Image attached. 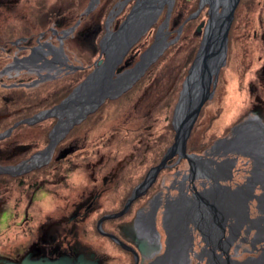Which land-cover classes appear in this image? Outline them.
I'll list each match as a JSON object with an SVG mask.
<instances>
[{"label":"flooded vegetation","instance_id":"1","mask_svg":"<svg viewBox=\"0 0 264 264\" xmlns=\"http://www.w3.org/2000/svg\"><path fill=\"white\" fill-rule=\"evenodd\" d=\"M20 6V0H0V24L7 27L0 40L15 32L10 16ZM169 28L165 36L172 23ZM19 39L21 50L0 46V57L15 64L0 70L2 88L59 66L58 53L41 38ZM36 47L30 64L16 63ZM48 54L53 62L42 58ZM131 87L119 95L124 98L104 99L59 140L44 169L33 173L30 193L14 184L13 204L20 197L28 202L26 225L22 232L14 221L0 227V264H264V97L256 93L246 110L251 116L227 123L212 140L206 130L196 131L204 103L181 152L173 123L178 97L146 98L147 85ZM40 192L55 205L30 224L28 209ZM193 235L204 239L194 249ZM193 250L197 259L189 261Z\"/></svg>","mask_w":264,"mask_h":264},{"label":"rangeland","instance_id":"2","mask_svg":"<svg viewBox=\"0 0 264 264\" xmlns=\"http://www.w3.org/2000/svg\"><path fill=\"white\" fill-rule=\"evenodd\" d=\"M91 1L92 0H84L83 2H85V5L83 6L81 5L83 2L80 3V0H20V3L23 4V6H20L21 8L15 12L16 15L15 14L11 15L10 19H14L13 22L17 26L27 25L28 23L37 26V28H39V31H37L36 37L41 38L40 41H43L44 43L45 42L50 43L57 53H62L63 56L66 58L67 60L66 62L68 64L83 67L82 61L75 56L76 55L75 52L77 49L76 45H79L82 51L85 52L87 57L91 59L92 65H94V62L98 63V61L100 60L102 61L103 59V55L100 54V48H99V42L101 38L106 34V32H114L119 27L120 23L125 19V16L129 13L130 10L128 11V9L132 7V5L134 6L136 2L142 0H93L94 2L91 9L88 12H85L86 8L89 6ZM199 1L200 0L198 1L196 0V2H194V5H192L191 3L187 5L183 0H177L178 6H175L173 0H165L162 4V8L159 10V13L156 15V18L154 19L153 23L148 27V29L143 33V35L129 47L121 63L117 67L118 70H116L115 73L120 75L124 71L132 68L135 62L139 60L140 54L143 53V51L153 43L154 40L152 39V37H154V35L158 34L156 38L160 40L163 36H165L166 32L171 31V28H169L171 23H172V28L174 29L173 32L169 36L163 38V40L162 39L160 40L161 42L160 46L163 47L162 48L163 51L160 53V55L157 56V58L153 61V63H151L148 66V68L152 64L156 63L158 58L165 51H167L164 54L166 56L165 58L166 60L165 59L159 60L158 63H156L157 64L156 67L154 66L152 70L149 72L147 81L148 82L153 81L156 78L157 74H160L161 72H165V73L169 72L171 69L174 68L173 64L175 62L179 63L180 57L184 58L185 56H187L189 54L188 51L185 52L182 51V53L175 56L174 54L179 48H183L186 42L193 41L192 39L197 40L198 43L195 52L196 55L200 42L203 37L202 29L200 30L198 25L201 21L202 22L206 21V17H207L206 12L208 10V6L203 5L201 10L199 11V13L201 12L199 19L197 21H194L190 25L188 30L185 31V33L184 32L179 33L178 31L179 25L177 26L178 24L177 22L185 14H187V12L190 11V9L193 6H196V9L193 12H191L189 15H187L184 18V20L187 19L191 14H193L198 8ZM76 5H79V9L78 6ZM110 5L111 8H109ZM158 7L159 6H157V9L154 10L151 16L154 15L156 12H158L157 11ZM71 11L73 12V15L69 13ZM198 14L193 19H196L198 17ZM84 17H86L85 18L86 21H84ZM171 17L174 21L173 20L171 21ZM15 19H17V22L15 21ZM193 19H189L186 22ZM233 22H235L234 27H233L234 24ZM57 24L59 25V27L56 26ZM65 26L68 27L65 28ZM1 32L2 34L3 32H5L3 24H0V33ZM176 35H180V37H183L184 39H181V41L174 48L168 50V47L170 45L176 44V42L180 40V37L175 39ZM99 36H101L100 39L98 38ZM227 36H228L227 56H226L225 64L221 67L219 71L217 83L213 95L209 99L210 101L207 100L208 102L207 101L205 102L204 107L202 108L200 115L197 119V124L195 125L196 131L202 132L206 130L207 131L206 136L211 137V140L221 136L223 132V128L226 126L227 123L228 124L233 122L235 123L240 116L241 118L242 117L247 118L251 116V113L246 110L249 107H251L252 104L256 103L254 102L256 93L264 97V0H244V1L240 0L239 4L236 5L233 11V21L229 27ZM229 36H231L230 39ZM36 37H34V39ZM19 38H23V37H17L15 38V40L12 41L13 43L18 41L16 43V46L12 47L13 50L15 51L21 50L20 47L24 45L23 43L19 42L20 41ZM32 44L30 46H32ZM40 44L43 43L41 42ZM2 47L4 46L1 45V48ZM195 55L193 56V59ZM6 59H7L6 62L2 65V67H0V70L1 69L3 70L7 65H15L12 63L10 58H6ZM45 59L50 61V60H54V57H50V54H48L45 56ZM27 63L30 64V62ZM36 63L40 64L39 61H36ZM191 63L192 62L189 63L188 68L191 65ZM92 65H88L87 67L90 69ZM84 68L85 67H83L82 69ZM76 71L79 70L69 71L62 66L60 67L58 66L56 68L51 69L47 73H44V71L42 72L43 74L41 73V75H47V74L55 75L54 78L52 79L44 78L43 80L39 81L38 83L30 87L14 86L17 84L13 85L12 83H9L7 84L9 85L8 87H3V88L0 87V95L4 96L5 93L4 89H8L12 87L13 88L24 87L25 89H33L42 85L39 88L38 94H39V100L44 101L50 98L52 96L53 91H55L59 87L58 84L47 83V81L61 79L66 75ZM18 72L19 71L15 69L11 70V73H18ZM20 72L22 71L20 70ZM28 77H31V79L29 80V82H25V84H30L33 80L38 78V77L36 78V76L33 75H30ZM139 79L137 81H139ZM14 80H17V78ZM183 80L180 81L179 84L177 83L168 84V90L172 88V85H175L174 86L176 90V92L174 93L175 97H178V92H180L181 89L180 88L179 90H177L178 85H180L181 87ZM5 82L8 83V81ZM136 82L133 85H135ZM143 84L147 85V90L149 88L159 89L163 87L162 83H152V82L147 83L145 81L143 82ZM145 87L146 86H143V89ZM130 88H128L127 90H129ZM72 90L67 94V96L72 92ZM146 95H150V97H153V94L149 92H147ZM38 112L39 111H37L36 113ZM4 113H12L10 114L11 116L14 114L12 111H10L9 107L5 109L4 107H1L0 104V118L9 116ZM50 118H54V117H50ZM43 121H40L38 123H41ZM55 124L56 121L54 122L53 126ZM76 124H74L69 131H74L73 129L76 127L75 126ZM209 124H210V128L209 130H207L208 129L207 126H209ZM242 125L243 123L239 124V126ZM22 135L27 137L31 135V132H25V133L22 132ZM26 137L23 138V141L28 139V137L27 138ZM6 138L7 137L0 140L1 142L0 166H16L23 163L25 160L27 163V160L31 156H33L36 152L45 148L46 145L48 144L47 143L45 146L41 147L36 151H32L30 150L31 147L33 146L32 144L30 145L31 147L29 146L30 149L28 150V148L16 147V145L12 142H8V141L3 142ZM33 142L34 141H31L29 143H33ZM56 146L57 144L54 146V148ZM26 151L27 152L31 151L32 154H30L27 158H24L23 160H21L16 164H10V163L6 164L3 162L5 160L16 159L17 156L19 157L20 154L21 155L24 153L26 154ZM41 164L42 165L40 164L34 165L31 169H28L27 171L21 173L20 175H24L25 173H30V172L34 173L37 172L39 169L41 170V168L43 170L44 167L42 166L45 165L46 163L44 164L41 163ZM17 176H11V177H17ZM44 179L47 180L48 177L43 176L42 180ZM15 189L16 188L13 183L11 185L9 184L8 187L6 186L0 187V204H1L0 227H4L7 224L11 225V222L14 221L15 223L20 225L19 228L20 231L22 232L23 230L22 227L26 225L23 224V219H22L23 210L26 209V204H28V202L25 200L24 197H20L19 199L20 201L18 202V204H13L14 200H16L15 196H17ZM31 189L32 187L23 190L26 191V193H30L32 191ZM48 198L49 196L45 194V192H40L39 194H37V197L35 196L34 201L31 202V205L28 209L29 214L32 215V217L34 218V219H30V224L34 223L35 221H43L44 217L42 215L44 214V212L47 209L51 210L54 208L55 203L49 202ZM15 209L17 210L16 212H18L19 215L17 216L16 214L17 217L13 218L14 214L12 215V212ZM40 212H42L41 217H40ZM19 220L22 222H19ZM19 239L21 242H24L26 240L22 235L20 236ZM191 240H192L191 247L193 249L195 247H198L200 242L204 241L203 236H199V235H193L191 237ZM198 253L199 252H197L196 250L190 251L189 261H193V259H197Z\"/></svg>","mask_w":264,"mask_h":264},{"label":"water","instance_id":"3","mask_svg":"<svg viewBox=\"0 0 264 264\" xmlns=\"http://www.w3.org/2000/svg\"><path fill=\"white\" fill-rule=\"evenodd\" d=\"M165 0H142L136 2L130 9L125 19L120 23L114 32H106L99 42L100 54L103 59L100 62H94L92 71L72 90V92L61 102L49 109L39 111L31 117L21 119L15 122L11 127L0 133V140L8 137L12 130L21 124L33 125L50 117H58L56 124L48 133V144L42 150L31 156L16 166H0V175L17 176L31 169L34 165L47 163L50 160L51 152L59 140L78 123L107 98L118 97L125 90L130 88L146 71L148 66L153 63L158 55L163 51L160 46V40L155 38L132 68L115 76L118 65L121 63L129 47L139 39L148 27L153 23L162 4ZM93 0L86 8L88 12ZM238 0H200L197 10L179 25V29L189 19L195 18L203 5L208 6V19L202 30V40L197 53L188 68L187 74L182 82L178 94V103L174 112V129L176 131L177 145L183 152L186 139L191 128L196 121L203 104L209 100L216 87L217 78L221 67L225 64L227 56L228 30L233 20V11ZM158 4V5H157ZM154 15L151 14L157 9ZM45 46L55 52L50 43H44ZM44 44H40L44 46ZM166 46V44H165ZM33 48L32 54L23 59L16 60V63L29 62L36 57V50ZM59 66L66 70L75 71L83 67L68 64L62 53H58ZM41 58V57H40ZM45 59L44 56H42ZM53 62V60H50ZM46 62V61H45ZM44 65V64H43ZM15 65H7L1 71L6 72ZM41 66V65H40ZM38 66V67H40ZM43 67V66H41ZM55 75H41L30 84L20 83L14 86L30 87L43 80L44 78H54ZM159 167L151 171L154 176ZM128 201L125 207L129 205ZM20 264H51L49 262L39 263H20ZM57 264H65L59 262Z\"/></svg>","mask_w":264,"mask_h":264},{"label":"trees","instance_id":"4","mask_svg":"<svg viewBox=\"0 0 264 264\" xmlns=\"http://www.w3.org/2000/svg\"><path fill=\"white\" fill-rule=\"evenodd\" d=\"M83 1L84 0H82V1L80 0V3ZM81 5L84 6L85 2H83ZM111 5L109 6V8H111ZM76 6H78V9H79V5H76ZM175 6H178L177 1H176ZM109 8H108V10H109ZM130 8L128 9V11L130 10ZM195 9H196V6H193L190 9V11H188L187 14H185L177 22L178 23L177 26L184 20V18L187 15H189ZM69 13H71L73 15L72 11ZM76 16H74V17H76ZM199 17H200V15L196 19L190 20L184 24V33L186 30H188V28L190 27V25L194 21H197L199 19ZM85 18L86 17H84V21H86ZM233 23H234L233 24V27H234L235 22H233ZM66 27H68V26H65V28ZM14 29H15V32L13 34H11V36L6 37L3 40H0V46L3 45L4 47H7V48L15 47L16 45L12 44V41L15 40V38H17V37H29L30 35H33L32 41H34V37L37 36V31H39V28H37V26H35L34 24H30V23H28L27 25L16 26ZM6 30H7V27H4V31H6ZM0 34L3 35V34H5V32H3V34L1 32ZM101 36H102V34H101ZM101 36H99L98 38L100 39ZM230 38H231V36H229V39ZM99 39H98V41H99ZM181 39H184V38L180 37V40L178 42H176V44L170 45L168 47V50L174 48L181 41ZM192 40L193 41L186 42V44L183 46V48H179L175 52L174 56L179 55L180 53H182V51H184V52L188 51L189 54L187 56H185L184 58L180 57L179 63L175 62L173 64V67H174L173 69H171L167 73L161 72L160 74H157L156 78L153 81H150V82L147 81L149 72L152 70V68L154 66L156 67V65H157L156 63H158L159 60H164L166 58V56L164 54L167 51H165L158 58L157 62L152 64L146 70L147 72H145L144 75L139 79V81L136 82V85L143 84V82H145V81L147 83L152 82V83H162V84H175V83L179 84V82L182 81L184 76L187 74L188 65L190 62L193 61V56L195 55V52H196V49L198 46L197 40H194V39H192ZM150 41H152V40H150ZM229 41H231V40H229ZM76 46H77V49L75 52L76 53L75 56L82 61V66L85 68L83 70H79V71L73 72L71 74H68L61 79L47 81V83H52V84L56 83L59 86L55 91H53L52 96L50 98H48L44 101L39 100V94L38 93H39V88L42 85H40L39 87L33 88V89H25L24 87H17V88L12 87V88H8V89H4L5 90L4 96L0 95L1 107H4L5 109H7L9 107L10 111H12L14 114L11 116L10 114H12V113H4V114L9 115V116L0 118V120H2V121H0V132L5 130L6 128L10 127L15 121H17L19 119L29 117V116L33 115L34 113H36L37 111L47 109V108L52 107L53 105L58 104L62 99H64L67 96V94L77 84H79L83 80V78H85L86 75H88L92 71V69L94 68V65H92L91 59L87 57V55L85 54L84 51H82V49L80 48L79 45H76ZM174 56H173V58H174ZM6 58L7 57L5 55L0 57V67H2V65L6 62V60H7ZM100 61H98V62H100ZM167 62H168V60H167ZM88 65H92L90 69L87 67ZM30 79H31V77H28L26 79H22V82H29ZM11 82H17V81L11 80V81H8V83H6V84H9ZM135 88L136 87H133L132 90H134ZM180 88H181L180 85H178L177 90H179ZM147 92L152 93L153 97H150V95H144L143 97H146V98L170 97L172 99L176 98L174 96V93L176 92L175 88H170V90H168V88H166V87L165 88L161 87L159 89L149 88L147 90ZM166 92L171 93V95L168 96L167 94H165ZM124 97L125 96L122 95L119 98H124ZM55 121H56L55 118H49V119L44 120L41 123L31 125V126L30 125H20L17 128H15L12 131V133L10 134V136L7 137L3 142H5V141L12 142L16 145V147H21V148L24 147V148H28V150L30 149V147H31L30 145L32 144L33 146L31 147L30 150L36 151L48 143V136L47 135H48V132L52 128ZM73 130H76V127ZM194 130H195V128H194ZM22 132H24V133L25 132H31V135L27 136L28 139L23 141V138L26 136H23ZM71 132H73V131H71ZM21 135H22V137H21ZM68 137H69V135H68ZM31 141H34L33 142L34 144L29 143ZM30 154H32L31 151H29V152L26 151V154L25 153L22 155L20 154L19 157L17 156L16 159L5 160L3 162L6 164H8V163L16 164V163L20 162L21 160H23L24 158H27ZM32 176H33L32 172L18 176V177H11L9 175H0V187H3V186L8 187L9 184L11 185L12 183L13 184L16 183V185H18V188H20V189H26V188L29 189L31 187L32 188L36 187L34 183L30 184V182L32 180Z\"/></svg>","mask_w":264,"mask_h":264},{"label":"bare ground","instance_id":"5","mask_svg":"<svg viewBox=\"0 0 264 264\" xmlns=\"http://www.w3.org/2000/svg\"><path fill=\"white\" fill-rule=\"evenodd\" d=\"M136 62H137V61H136ZM136 62H135V63H136ZM21 125H27V124H21ZM19 126H20V125H19ZM17 127H18V126H17ZM17 127H16V128H17ZM9 136H10V135H9ZM176 240H177V242H180V241H181V240H179V239H176Z\"/></svg>","mask_w":264,"mask_h":264}]
</instances>
